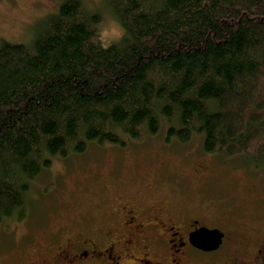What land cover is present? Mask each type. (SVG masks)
I'll return each mask as SVG.
<instances>
[{
	"label": "trees",
	"instance_id": "trees-1",
	"mask_svg": "<svg viewBox=\"0 0 264 264\" xmlns=\"http://www.w3.org/2000/svg\"><path fill=\"white\" fill-rule=\"evenodd\" d=\"M125 29L62 0L27 45H0V222L26 216L32 182L90 145L155 135L264 169V0H103Z\"/></svg>",
	"mask_w": 264,
	"mask_h": 264
},
{
	"label": "rangeland",
	"instance_id": "rangeland-1",
	"mask_svg": "<svg viewBox=\"0 0 264 264\" xmlns=\"http://www.w3.org/2000/svg\"><path fill=\"white\" fill-rule=\"evenodd\" d=\"M81 1L99 21L115 18L103 0ZM61 2L0 0V45L29 44L37 23L55 14ZM154 188L171 196L176 210L225 234L222 249L207 261L251 264L264 239V169L204 153L198 136L187 143L166 140L164 125L122 147L90 145L54 159L30 186L25 218L0 222V264L31 260L37 247L57 242L59 228L97 225L113 204L114 190L146 199Z\"/></svg>",
	"mask_w": 264,
	"mask_h": 264
},
{
	"label": "flooded vegetation",
	"instance_id": "flooded-vegetation-1",
	"mask_svg": "<svg viewBox=\"0 0 264 264\" xmlns=\"http://www.w3.org/2000/svg\"><path fill=\"white\" fill-rule=\"evenodd\" d=\"M149 191L143 199L114 190L113 204L97 225L57 229L58 240L52 247L40 245L35 257L20 264H213L207 257L222 249L225 234L218 229L224 237L216 251L207 253L194 248L189 242L190 234L202 227L216 228L176 210L171 196L155 188ZM259 260H264V239L251 264ZM228 261L237 264L235 259Z\"/></svg>",
	"mask_w": 264,
	"mask_h": 264
},
{
	"label": "clouds",
	"instance_id": "clouds-1",
	"mask_svg": "<svg viewBox=\"0 0 264 264\" xmlns=\"http://www.w3.org/2000/svg\"><path fill=\"white\" fill-rule=\"evenodd\" d=\"M125 29L118 19L105 16L96 24L94 39L101 47H108L117 44L125 38Z\"/></svg>",
	"mask_w": 264,
	"mask_h": 264
},
{
	"label": "water",
	"instance_id": "water-1",
	"mask_svg": "<svg viewBox=\"0 0 264 264\" xmlns=\"http://www.w3.org/2000/svg\"><path fill=\"white\" fill-rule=\"evenodd\" d=\"M223 237V233L218 229L210 230L202 227L190 234L189 242L194 248L208 253L218 250L222 244Z\"/></svg>",
	"mask_w": 264,
	"mask_h": 264
}]
</instances>
